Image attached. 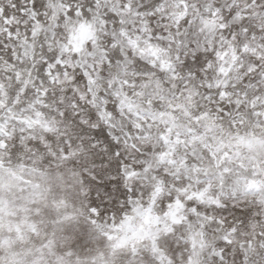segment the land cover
I'll list each match as a JSON object with an SVG mask.
<instances>
[{
  "label": "snow or ice",
  "instance_id": "1",
  "mask_svg": "<svg viewBox=\"0 0 264 264\" xmlns=\"http://www.w3.org/2000/svg\"><path fill=\"white\" fill-rule=\"evenodd\" d=\"M0 264H264V0H0Z\"/></svg>",
  "mask_w": 264,
  "mask_h": 264
}]
</instances>
